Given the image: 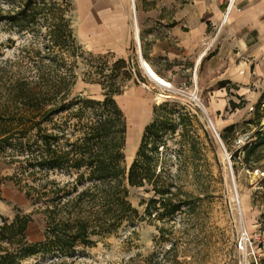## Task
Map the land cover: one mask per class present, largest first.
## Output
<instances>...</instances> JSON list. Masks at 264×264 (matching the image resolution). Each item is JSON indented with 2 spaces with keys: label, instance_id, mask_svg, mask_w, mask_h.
Here are the masks:
<instances>
[{
  "label": "rangeland",
  "instance_id": "rangeland-1",
  "mask_svg": "<svg viewBox=\"0 0 264 264\" xmlns=\"http://www.w3.org/2000/svg\"><path fill=\"white\" fill-rule=\"evenodd\" d=\"M68 1L72 7L68 13L70 28L77 46L74 56H64L75 74L71 96L101 100L99 82L107 83L112 78L119 85V94L113 99L125 120L122 165L126 169L135 158L144 127L154 118V107L164 104L163 110H158L166 120L156 148L148 142L146 153L152 157L155 173L168 180L172 193H178L172 201L186 199L189 207L183 205L172 217L159 219L155 213L147 215L145 204H140L150 199L157 202L151 188L129 187L128 200L138 211V218L112 234L95 238L89 247H77L65 260L72 264H241L234 246L246 233L259 264H264V97L255 103L239 100L235 107L229 105V109L211 113L214 99L206 89H197L204 111L230 156L228 161L203 109L179 93L180 87L170 84L171 88H161L145 75L137 51L131 1L127 0L130 29L122 44L111 18L103 22L88 19L79 15L77 1ZM45 31L42 27L19 30L14 24L0 22V95L1 85L12 75H34L28 58L36 49L44 51ZM118 59L124 65L114 67ZM101 114L99 106L80 109V105H72L55 115L46 127L54 133L62 131L72 141L82 135L86 123ZM238 138L240 143L234 144ZM17 154V148L0 152V224L37 207L11 178L19 173L15 158L23 159ZM41 175L27 177L21 183L36 186L37 182L31 180ZM75 176L73 170L53 169L43 178L62 186ZM89 184L83 182L77 190ZM30 217L26 236L33 241L41 236L44 220L39 214ZM53 260L50 254H37L15 264H51Z\"/></svg>",
  "mask_w": 264,
  "mask_h": 264
},
{
  "label": "trees",
  "instance_id": "trees-1",
  "mask_svg": "<svg viewBox=\"0 0 264 264\" xmlns=\"http://www.w3.org/2000/svg\"><path fill=\"white\" fill-rule=\"evenodd\" d=\"M71 8L68 0H0V22L14 24L19 30H46L44 51L36 49L28 58L34 75H12L1 85L0 152L17 148V156H23L15 158L19 173L11 178L37 207L0 224V264H15L37 254L53 256L51 264H72L65 258L72 257L77 247H89L95 238L112 234L138 218L128 200L129 187L147 185L157 197V202H140L145 204L147 215L170 218L183 205L189 207L186 199L172 201L178 193H172L168 180L155 173L152 157L146 153L148 142L156 148L166 120L164 113L158 114L164 104L154 107V118L144 127L135 158L126 169L122 165L125 120L113 99L119 94V85L112 78L99 82L101 100L71 96L75 74L72 63L64 59L77 50L68 17ZM119 65L124 61L113 63L114 67ZM72 105H80V109L99 106L102 114L84 125L80 137L69 141L62 131H49L46 124ZM53 169L73 170L76 176L59 186L43 178ZM36 174H42L31 180L36 186L21 183ZM83 182L90 184L78 191ZM32 213L43 217L44 227L41 236L30 241L26 231Z\"/></svg>",
  "mask_w": 264,
  "mask_h": 264
},
{
  "label": "crops",
  "instance_id": "crops-1",
  "mask_svg": "<svg viewBox=\"0 0 264 264\" xmlns=\"http://www.w3.org/2000/svg\"><path fill=\"white\" fill-rule=\"evenodd\" d=\"M75 1L83 17L111 18L125 42L127 0ZM130 1L139 59L162 80L206 89L211 113L264 97V0H235L222 24V0Z\"/></svg>",
  "mask_w": 264,
  "mask_h": 264
},
{
  "label": "built area",
  "instance_id": "built-area-1",
  "mask_svg": "<svg viewBox=\"0 0 264 264\" xmlns=\"http://www.w3.org/2000/svg\"><path fill=\"white\" fill-rule=\"evenodd\" d=\"M223 6H224V12H223V17L221 20V24L225 21L229 11L232 9L235 0H222ZM137 44V51H138V55H140V49H139V42L136 41ZM212 45V44H211ZM179 93H181L184 97H186V99L193 103L194 105H197L199 107H201L204 111V107L200 102V98L197 95V90H196V86L193 84L192 89L191 90H185L182 88L178 89ZM264 106V105H263ZM205 112V111H204ZM208 124L211 128V130L213 131L215 138L217 139L218 143L220 144L224 154L227 157V160L229 161L230 156L226 153V150L219 138L218 133L216 132L214 126L210 123L209 121V117L207 116L206 112H205ZM241 139L238 138L237 140L233 141L234 144H238L240 143ZM235 249L237 251V253H239L241 255V264H259V256L258 254L254 251L253 247H252V242L250 240V238H248L246 236V233H243L240 235L239 239L237 240L236 244H235ZM240 262V261H239Z\"/></svg>",
  "mask_w": 264,
  "mask_h": 264
},
{
  "label": "bare ground",
  "instance_id": "bare-ground-1",
  "mask_svg": "<svg viewBox=\"0 0 264 264\" xmlns=\"http://www.w3.org/2000/svg\"><path fill=\"white\" fill-rule=\"evenodd\" d=\"M133 8V7H132ZM135 35V33H134ZM137 39V38H136ZM141 58V57H139ZM140 65H141V68L142 70L144 71L145 75L147 76V78L153 82L154 84H156L157 86L161 87V88H171V85L170 83L162 80L159 76H157L151 69L150 67L148 66V64L143 60V59H140ZM161 97V95H160ZM212 123V122H211Z\"/></svg>",
  "mask_w": 264,
  "mask_h": 264
},
{
  "label": "water",
  "instance_id": "water-1",
  "mask_svg": "<svg viewBox=\"0 0 264 264\" xmlns=\"http://www.w3.org/2000/svg\"><path fill=\"white\" fill-rule=\"evenodd\" d=\"M136 35H137V32H136ZM138 38V37H137ZM139 57H141L140 55H139Z\"/></svg>",
  "mask_w": 264,
  "mask_h": 264
}]
</instances>
